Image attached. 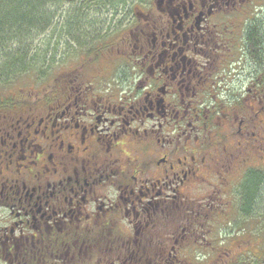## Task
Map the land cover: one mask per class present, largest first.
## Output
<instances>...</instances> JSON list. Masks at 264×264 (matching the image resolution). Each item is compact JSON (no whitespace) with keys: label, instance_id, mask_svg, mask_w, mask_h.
<instances>
[{"label":"flooded vegetation","instance_id":"obj_1","mask_svg":"<svg viewBox=\"0 0 264 264\" xmlns=\"http://www.w3.org/2000/svg\"><path fill=\"white\" fill-rule=\"evenodd\" d=\"M56 5L76 58L0 96V264L234 255L215 223L264 170V0Z\"/></svg>","mask_w":264,"mask_h":264},{"label":"trees","instance_id":"obj_2","mask_svg":"<svg viewBox=\"0 0 264 264\" xmlns=\"http://www.w3.org/2000/svg\"><path fill=\"white\" fill-rule=\"evenodd\" d=\"M53 3L56 0H0V85L38 68L36 58L19 48L10 51L9 45H24L27 37L46 32L54 15L47 6ZM238 204L241 216L255 217L256 229L264 233L263 169L248 171L238 189ZM239 264H264V257Z\"/></svg>","mask_w":264,"mask_h":264},{"label":"rangeland","instance_id":"obj_3","mask_svg":"<svg viewBox=\"0 0 264 264\" xmlns=\"http://www.w3.org/2000/svg\"><path fill=\"white\" fill-rule=\"evenodd\" d=\"M55 13L59 14L60 10L58 6H47ZM59 12V13H58ZM55 27H53L54 30ZM62 38L63 36L56 31H47L42 33H36L32 37H27L24 45L10 44V51L14 48H19L27 52V56L30 58H36L38 62V68L36 70L27 72L26 74H20L16 79H11L6 83H2L0 85V96H4L11 92H21L24 88L35 87L40 89L42 84L38 80V76L43 75L48 72L52 67L54 68L51 71L52 75L58 73V69H60L58 64L66 61L67 59H75L77 48L74 46L77 43H70L71 46L74 47L73 50L63 49L62 46ZM66 38V37H65ZM64 38V39H65ZM47 66V67H46ZM49 70L47 71V68ZM239 187V186H238ZM238 187H236L235 195L233 196L235 204L238 206ZM228 199V198H227ZM255 220V222L253 221ZM257 219L254 217L246 218L240 216L234 221H225V222H217L215 229L221 231V234L225 232V242L221 243V247H227L232 250V254L230 256L218 254L211 255L209 258L203 257V254L200 253V258L195 259V254L188 258L187 262L189 264H239L244 260H261L264 257V233L259 234V230L256 229ZM254 224V225H253ZM245 229V230H243ZM240 230L245 231L246 234H252L253 240L251 241L247 236L244 240L242 236L244 235ZM258 231V232H257ZM239 233V234H238ZM223 239V240H224ZM222 240V241H223ZM246 241L249 242V246L243 244ZM247 247V248H246ZM201 248L202 250H210L209 246H198L195 247L193 251L199 252ZM245 251L241 256L240 252Z\"/></svg>","mask_w":264,"mask_h":264}]
</instances>
